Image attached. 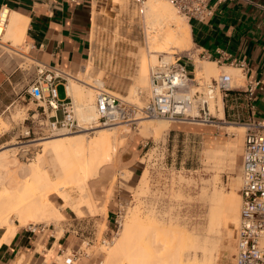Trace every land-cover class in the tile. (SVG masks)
I'll use <instances>...</instances> for the list:
<instances>
[{
	"label": "rangeland",
	"instance_id": "1",
	"mask_svg": "<svg viewBox=\"0 0 264 264\" xmlns=\"http://www.w3.org/2000/svg\"><path fill=\"white\" fill-rule=\"evenodd\" d=\"M114 1L118 2V0ZM125 1L127 4L122 11L106 6L99 11L93 9L90 59L77 72L63 71L91 85L95 81H101L102 88L107 91L121 98L127 96L129 98L126 99L127 101L142 105L147 99L149 90V82L147 85L149 68L156 60L151 61L149 65L147 63L142 72L138 63L139 50L143 49L144 53L146 51V54L150 53L145 40V15L143 14V17L139 15L131 0ZM174 10L180 23L186 26L187 19L176 8ZM0 48L1 52L8 54L9 58L19 63L22 68L29 69L35 64L16 50ZM171 53L168 59L181 55L183 62L187 57L195 61L203 60L199 56L197 58V54L192 57V54L196 53L192 44L189 45L186 54H179L177 50ZM155 54L156 59L159 56H168L161 52ZM186 65L191 74V65ZM224 72L230 74L225 69ZM219 73L213 76L204 75L198 80L209 82ZM235 73L241 76L239 70L235 69ZM236 75L231 73L233 80L236 81L234 86H240L242 81ZM57 95L60 98L65 95L63 85L57 87ZM94 96L95 92H93V102ZM216 96L217 98L211 103L218 106L215 101L220 99V95L216 94ZM71 98L78 120L83 123L89 122L90 120L81 117L84 98L80 96ZM27 103L22 108L19 106L11 108L2 116L3 119L0 118L3 122L0 124V133L9 132L0 138V151L17 146L16 157L24 163H29L36 155L42 153L47 161L46 163L44 161L43 169L45 168L56 186H60L65 180L61 164L50 151H42V147L35 144L55 134L25 135L27 121L23 122V119L30 117L34 108L30 100ZM228 106L229 101H224V118L217 119L212 125L169 123L162 118H145L157 119L167 124L168 130L153 134L151 130L142 132L138 123L135 128L126 124L129 133L121 138L119 149L111 153V160L108 163L111 172L102 170L99 177L89 181L86 190H79L75 183L67 185V182L62 187L58 186L59 188L55 190L58 193L56 195L63 196L62 200L52 194L56 192L49 191L50 199L58 206L63 217L47 225L45 222H33L34 225L37 224L35 233L46 230V234L53 233L56 237L64 236L65 239L70 240V250L80 248V252L86 257L78 264H104L107 249L121 235L129 219L135 216L142 227L134 229L133 234L131 233V252L137 251L135 246L137 241H140L145 251L153 254L154 260L158 259L163 263L164 256L161 254L167 252L170 246L169 243L163 244L165 236L159 233L158 237H152L151 240L148 237L154 229L174 230L189 239L181 250L177 246L172 248L176 250L174 252L183 264H216L218 254L227 241H230L227 246H231L232 260L237 209L240 203V183L237 182L238 176L239 182L241 181L240 164L244 129L230 126L234 123L232 116H229L231 113ZM99 127H93L92 131L71 132L68 135L86 133V138L90 139ZM145 142L147 144L143 147ZM125 150L129 151L126 158L123 157ZM132 151L134 154L130 157ZM68 162L67 166L71 164L69 168L71 174L82 165L81 160L80 165H77L79 159L74 158L73 154L68 158ZM80 170L79 168L78 171ZM114 193L124 200H128L131 193L133 201L127 206L118 230H114L113 240L104 246L101 240L109 238L111 231L115 229L113 219L108 216L107 211L108 198ZM25 230H29L28 224L19 227L17 232ZM70 250H67V254ZM65 257L58 258L59 264H64Z\"/></svg>",
	"mask_w": 264,
	"mask_h": 264
},
{
	"label": "bare ground",
	"instance_id": "2",
	"mask_svg": "<svg viewBox=\"0 0 264 264\" xmlns=\"http://www.w3.org/2000/svg\"><path fill=\"white\" fill-rule=\"evenodd\" d=\"M126 4L127 2L125 0H118V2H115L114 0H93L92 8L95 9V11H99L103 9V6H106L117 11H122ZM174 8L175 7L168 0L146 1L144 31L146 44L150 53L146 54L147 51L144 53L143 49L139 50L138 63L141 66L142 72L145 70L147 63L149 65L151 61L157 60V55L155 53H166L168 56H165V58L168 59L170 55H172L171 52H175V50H177L179 54H186L188 52L189 45L191 44L189 27L188 25L184 26L180 23L175 14ZM1 11L0 36L2 42L0 47L16 48V46H19L23 40L26 26L25 18L10 12L6 8ZM6 41H10V45H7L5 43ZM195 65L193 73L195 80L198 82H200V80H198L199 77L204 75L213 76L218 72L216 64L211 61L198 63L196 60ZM233 68L237 69L235 67ZM240 74L243 76L241 72ZM63 76L67 80L65 86L68 96H80L85 100V104L81 108V117L84 120L90 121L84 123L80 121L83 125V129L80 131H92L94 129L93 127L100 126L97 124L90 127L88 124L93 122L96 118L94 102L92 101L93 92L96 93L97 88L102 87L103 83L101 81H95V83L91 85L84 80L70 76V74L66 72L63 73ZM231 78L232 85H235L232 76ZM148 82L149 77L147 79V85ZM85 90L86 93H84ZM132 93H135V91H132ZM217 94L220 95V93ZM123 99L126 100L129 98L125 96ZM211 102V105L209 104L210 114H214L219 120L223 119L224 111L221 95L220 99L215 101V104H218V106L212 105ZM2 123L3 122L0 121V124ZM138 124L142 132L151 130L153 134H158L161 130H168L167 124L157 119H143L138 121ZM230 126H235V128L238 126L237 128L244 129L245 131L244 126L241 124H231ZM128 129L129 128L126 124L123 123L109 127L100 126L93 132L95 135L90 139L86 138V133L69 136V132H58L55 133L54 136L43 139L35 144L42 147V151H50L61 164L66 181L64 180L61 182L60 186L58 185L59 187H62L68 182L67 185H69V183L72 185L75 183L79 190H86L89 187V181L99 177L102 170L107 173L111 172L110 166H108L109 160H111V153L116 152L119 149L122 141L121 138L126 136H124V134L129 133ZM17 148V146L9 147L0 151V244L2 242L10 241L15 236L19 227L28 224L29 228H35L34 230L36 231L37 224L34 225L33 222H45L46 224H44L47 225V223L60 220L63 217L58 206H56L49 197L51 195L49 194V191L56 192L55 190L58 186H56L57 184L50 178L45 168L43 169V154L40 153L29 163H24L16 157ZM72 154L74 158L79 159L77 165L79 166L82 164L80 165L81 167L79 166L74 172L72 171L73 174H71L69 170L71 164H68L69 167L67 166V163H69L68 158L72 156ZM80 160L82 163H80ZM79 168L81 169L80 171H78ZM73 176L77 177L74 178ZM239 183L241 185L238 176L237 184ZM41 187L43 188L41 189ZM52 194L56 195L58 193L52 192ZM57 197H60V200L63 199V196L61 195ZM239 209L240 203L237 209L234 238L235 243L237 239ZM129 220L130 221H127L128 223L124 225L125 227L122 229L121 235L116 239L113 245L107 249L104 264H183L180 257L175 253L176 250H173L172 248L177 246V248H180L181 250V247L186 245L189 242V239L186 237L184 238L183 235H179L174 230L154 229L149 234L148 239L151 240L152 237H158L159 233H161L165 236V238H163V240H165L163 244L169 243L170 245L167 248V252L161 254V256H164L163 263L158 259L154 260L155 258L153 254L151 252H146L140 241H137L135 246L137 251L131 252V233L136 228L141 229L142 224L135 216H132V219ZM227 244H230V241H227L225 246H227Z\"/></svg>",
	"mask_w": 264,
	"mask_h": 264
},
{
	"label": "crops",
	"instance_id": "3",
	"mask_svg": "<svg viewBox=\"0 0 264 264\" xmlns=\"http://www.w3.org/2000/svg\"><path fill=\"white\" fill-rule=\"evenodd\" d=\"M92 2L86 0L74 5L70 0H0V10L6 8L25 18L22 43L13 50L26 53L36 63L70 73L77 72L90 59ZM215 3L213 15L208 21L191 20L187 23L196 52L192 57L197 54V58L203 59H198V63L214 62L218 72L225 69L233 75H236L235 69L229 61L216 62L220 53L243 58L248 69L243 76L236 75L242 81L239 87L242 93L238 101L229 100V116L239 112L243 120L252 117L264 122V9L257 5L264 7V0H221ZM5 43L10 45V41ZM184 62L191 65L190 71L193 72L195 60L187 57ZM26 73L25 68L0 51L1 119L11 108H22L28 104ZM250 85L255 88L250 102L253 105L251 111L243 93ZM7 134L8 131L0 133V138ZM133 154L134 151L130 157ZM128 155L129 151L125 150L123 157ZM44 161L47 162L45 156ZM118 198L115 193L108 198L109 217L114 216ZM40 231H18L10 241L2 242L0 264H59L58 258L65 256L64 264H78L86 258L75 248L70 250V240L64 236L56 237L53 233L46 234V230ZM230 247L221 248L216 264H232ZM67 250H70L69 254Z\"/></svg>",
	"mask_w": 264,
	"mask_h": 264
},
{
	"label": "built area",
	"instance_id": "4",
	"mask_svg": "<svg viewBox=\"0 0 264 264\" xmlns=\"http://www.w3.org/2000/svg\"><path fill=\"white\" fill-rule=\"evenodd\" d=\"M85 1L70 0L74 5ZM131 1L139 15H143L147 0ZM168 1L188 22H206L213 15L215 2L221 0ZM30 60L35 64L31 66L32 69L25 68L28 84L26 93L34 108L31 116L23 119V122H28L25 135L38 133L47 136L83 129L76 116L74 103L67 94L63 70ZM223 61H229V65L240 70L243 75L248 69L243 58H233L226 52H221L216 60L220 64ZM231 81L230 74L221 72L209 82H198L193 72L189 74L181 56H173L172 59L159 56L150 68L148 95L142 105L129 102L102 87L97 88L94 96L96 118L88 126L123 123L135 128L138 121L145 118H162L169 123L212 125L218 118L210 114L209 104L217 93H220L223 102L241 98L240 86L232 85ZM59 85L64 86L65 98L57 95ZM254 91L251 85L243 91L250 111L253 109L250 102ZM231 116L234 124H241L245 128L240 164L239 220L232 264H264V122L252 117L243 120L239 112ZM129 196L128 200L117 199L112 218L115 229L109 238L101 240L102 245L107 246L113 240L114 230H118L127 206L133 201V195L129 193ZM34 229L29 228L31 232H35ZM77 250L80 251V248Z\"/></svg>",
	"mask_w": 264,
	"mask_h": 264
}]
</instances>
